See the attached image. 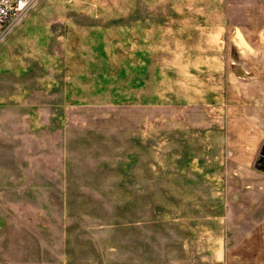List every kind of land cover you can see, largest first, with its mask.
Returning a JSON list of instances; mask_svg holds the SVG:
<instances>
[{
  "label": "rangeland",
  "instance_id": "rangeland-1",
  "mask_svg": "<svg viewBox=\"0 0 264 264\" xmlns=\"http://www.w3.org/2000/svg\"><path fill=\"white\" fill-rule=\"evenodd\" d=\"M0 264H264V0H40L0 44Z\"/></svg>",
  "mask_w": 264,
  "mask_h": 264
},
{
  "label": "built area",
  "instance_id": "built-area-1",
  "mask_svg": "<svg viewBox=\"0 0 264 264\" xmlns=\"http://www.w3.org/2000/svg\"><path fill=\"white\" fill-rule=\"evenodd\" d=\"M40 0H0V44Z\"/></svg>",
  "mask_w": 264,
  "mask_h": 264
}]
</instances>
